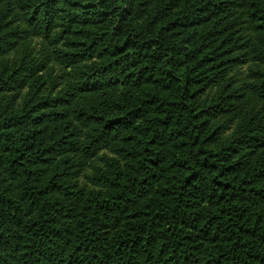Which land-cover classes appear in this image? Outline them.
I'll return each instance as SVG.
<instances>
[{
  "label": "trees",
  "instance_id": "obj_1",
  "mask_svg": "<svg viewBox=\"0 0 264 264\" xmlns=\"http://www.w3.org/2000/svg\"><path fill=\"white\" fill-rule=\"evenodd\" d=\"M0 264H264V0H0Z\"/></svg>",
  "mask_w": 264,
  "mask_h": 264
}]
</instances>
